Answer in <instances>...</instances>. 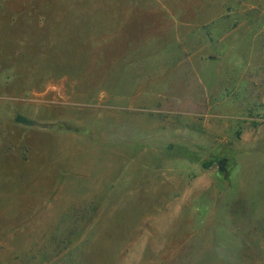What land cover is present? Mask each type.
I'll list each match as a JSON object with an SVG mask.
<instances>
[{"label": "rangeland", "instance_id": "374dc122", "mask_svg": "<svg viewBox=\"0 0 264 264\" xmlns=\"http://www.w3.org/2000/svg\"><path fill=\"white\" fill-rule=\"evenodd\" d=\"M0 264H264V0H0Z\"/></svg>", "mask_w": 264, "mask_h": 264}]
</instances>
